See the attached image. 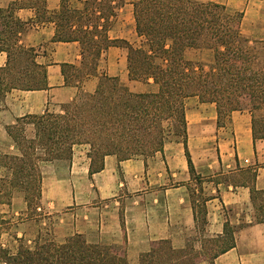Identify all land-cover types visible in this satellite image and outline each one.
<instances>
[{"label":"crops","instance_id":"obj_1","mask_svg":"<svg viewBox=\"0 0 264 264\" xmlns=\"http://www.w3.org/2000/svg\"><path fill=\"white\" fill-rule=\"evenodd\" d=\"M133 1L113 0L116 15L107 30L109 38L139 41ZM198 1H213L229 12H241L242 34L264 41V0ZM77 2L76 8H80L82 1ZM59 7L60 0H0V157L20 153L8 133L18 119L59 110L81 91L92 92L102 74L117 76L133 92L156 90L151 79L128 78L126 50L115 44L104 49L95 74L66 82L64 65L78 67L81 55L77 41L54 38L51 17ZM23 50L30 51L29 57L21 55ZM201 50L191 49L197 54ZM12 79L46 86L15 87ZM184 116L186 145L194 172L201 176H190L182 138L177 135L164 139L162 151L150 156L119 159L115 154L105 155L97 171L90 172L86 148L73 147L70 158L42 161L39 201L48 219H53V240L63 242L78 233L90 244H123L128 264H138L140 255L159 240H166L174 249L183 248L196 227L193 196L198 201L199 191L192 186L200 184L207 210L206 230L222 233L227 219L232 224L245 223L235 232V246L217 256L214 264H222L225 258L248 260L253 250H264V222L252 221L251 199L252 188L264 196V139L253 138L249 111L225 112L223 123L218 124L213 102L189 96L184 99ZM23 129L25 138L34 137L31 123H24ZM248 170L254 176H247ZM224 171L231 175L220 176ZM10 177L11 170L0 165V182ZM26 209L25 194L18 190L7 203L0 202V214L17 216ZM20 229L16 234L21 237L25 232ZM251 244L259 247L246 248Z\"/></svg>","mask_w":264,"mask_h":264},{"label":"trees","instance_id":"obj_2","mask_svg":"<svg viewBox=\"0 0 264 264\" xmlns=\"http://www.w3.org/2000/svg\"><path fill=\"white\" fill-rule=\"evenodd\" d=\"M81 1L82 6L76 8L68 0H60L51 17L54 38L77 41L80 48V65L65 64L67 68L62 69L66 82L72 84L86 74H95L102 52L115 44L126 49L128 78L151 79L157 88L133 92L117 76L102 74L92 92L62 104L58 113L46 110L18 119V124L33 125L34 137H22L14 131L15 126L8 128L20 153L0 157V165L11 170L8 184L24 190L28 204L40 196V171L31 158L36 147L42 149L44 160H53L70 158L74 145L86 143L90 157L99 156L98 165L90 167V172L97 171L108 154L127 159L162 151L165 121H170L175 135L182 138L189 172L194 173L185 140L184 99L189 96L213 102L218 123L222 110L247 109L253 138L264 139V41L242 34L241 12H229L213 1L135 0L133 17L140 38L134 44L108 36L116 8L113 0ZM200 47L212 50L207 69L184 58L186 48ZM21 55L29 57L30 51L23 50ZM10 83L26 89L46 86L20 84L15 79ZM33 176H37L36 194L29 192ZM251 199L261 215L256 222H264V196L252 188ZM234 232L224 224L222 236L203 243L211 253L210 264L235 246ZM185 246L174 249L166 240H159L140 255L138 264H188L191 256ZM114 248L87 243L78 233L63 242L37 241L33 247L20 242L13 251L0 240V264H128L124 249L117 254Z\"/></svg>","mask_w":264,"mask_h":264},{"label":"rangeland","instance_id":"obj_3","mask_svg":"<svg viewBox=\"0 0 264 264\" xmlns=\"http://www.w3.org/2000/svg\"><path fill=\"white\" fill-rule=\"evenodd\" d=\"M71 6L76 7L78 5L77 0H68ZM120 2H118L119 4ZM117 5V4H116ZM116 15V8H115V14ZM112 22V21H111ZM110 22V23H111ZM120 39V38H119ZM129 42V41H128ZM134 44H138V41L133 42ZM201 50L199 54L194 53V51H191L193 48H186L184 51V58L188 61L195 62L198 66H202L204 69L208 68V65L212 62L213 54H211L212 50H205L209 49L206 47H200ZM126 50V49H125ZM82 80V79H81ZM80 80V81H81ZM142 82V81H141ZM155 88H157L156 84L154 83ZM89 92L81 91L79 93V96H83ZM60 109L52 110L50 112L52 113H58ZM224 110H222V114L219 117V123H223V115ZM165 127V139L169 138H175L174 129L175 126H172L170 121L164 122ZM24 124L19 123L15 126L14 131L21 134L22 137H25L23 134ZM73 147H75L77 150L80 148H86L88 157L90 158V167H95L99 163V156H92L90 157L89 152L90 148L89 145L86 143H80L76 144ZM154 154V153H153ZM151 154V155H153ZM42 149L39 147H36L33 151V154L31 155L32 161L36 165V167L39 168V165L44 161L42 158ZM136 156V155H135ZM150 156V155H147ZM134 157V156H132ZM146 157V156H145ZM40 171V169H39ZM231 174L226 173L225 171L221 173L220 176H230ZM190 176H201L194 173H191ZM247 176H254L253 171L247 172ZM12 177V176H11ZM10 177V178H11ZM5 178V177H3ZM37 179V176L32 177L31 188L29 192L31 194H36L37 191V182L35 183V180ZM8 180L6 182H0V202L7 203L10 200L11 195L18 190L21 192H24V190H21L20 188H14L11 187L8 184ZM199 182V181H198ZM3 183V184H2ZM40 185V184H39ZM198 188L199 193H196L198 195V201H195V196L193 199V202L195 203L196 207V227L190 230V235L187 238V245L185 246V249H187L190 253V260L188 264H210L209 257L210 252H206V250L202 247L203 243H205L207 240L210 239H216L217 236L223 235V229L222 233L220 234H212L210 231L206 230V223H207V210L204 202V195L202 194V185L199 184L195 185L192 188ZM39 193H40V186H39ZM27 201V200H26ZM41 203L39 201V198L35 200L34 202L28 204L27 202V209L22 213L18 214L17 216H12L10 212H5L0 214V240L1 243L9 248L10 250H15L16 247L20 242H22L24 245L28 247H33L34 244L37 241H45V240H53V233H52V218L48 219V216L45 214V208L40 207ZM3 216V217H1ZM256 219H261V215L259 214L258 208H254V218L252 221H256ZM226 225L227 229H234L235 232L245 225L244 222L232 224L229 219L225 220L223 222ZM23 228L25 235L24 236H17L18 229ZM21 230V229H20ZM235 232H234V238H235ZM115 248L113 249L114 252L117 254H120L121 251L124 249L123 244L120 245H114ZM252 247V248H251ZM255 247H259V245L255 246L254 244L246 246V248L254 249ZM250 251V250H248ZM258 251V252H257ZM256 252L253 250L251 253L252 255L248 256L250 259L240 261L236 259H229L225 258L222 259V264H264V250H257ZM262 252L263 255L259 254Z\"/></svg>","mask_w":264,"mask_h":264}]
</instances>
